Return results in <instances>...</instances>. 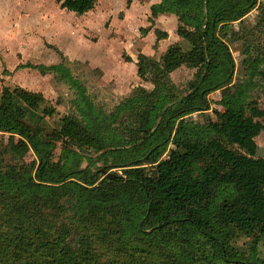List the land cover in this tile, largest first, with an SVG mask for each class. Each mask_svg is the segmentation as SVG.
Here are the masks:
<instances>
[{"label":"trees","instance_id":"1","mask_svg":"<svg viewBox=\"0 0 264 264\" xmlns=\"http://www.w3.org/2000/svg\"><path fill=\"white\" fill-rule=\"evenodd\" d=\"M59 1L77 12L95 3ZM253 8L264 35V0L152 3L151 15L170 12L183 21L177 34L198 35L182 56L194 77L183 89L175 85L170 73L179 62L167 49L159 60L137 54V75L152 87L136 85L111 111L81 87L78 116L63 118L55 134L83 148L110 149L94 157L62 146L55 159L56 140L43 138L21 116L23 106L35 109L44 97L17 88L27 98L14 100L13 91L3 90L0 264H161L164 257L155 253L161 248L173 252L175 264H264V156L255 141L264 132V109L250 96L254 85L264 90V36L254 45L245 37L253 68L237 82L224 39ZM155 34L156 41L167 36ZM217 90L222 111L215 120L194 121L192 113L208 109ZM54 111L49 105L42 115ZM173 137L180 153L168 148ZM15 139L29 149L16 148ZM245 236L246 246L234 244Z\"/></svg>","mask_w":264,"mask_h":264},{"label":"rangeland","instance_id":"2","mask_svg":"<svg viewBox=\"0 0 264 264\" xmlns=\"http://www.w3.org/2000/svg\"><path fill=\"white\" fill-rule=\"evenodd\" d=\"M33 1L35 2L30 17L25 14V10L28 9L27 0H0V3L4 9L9 10L13 17L19 16L22 27H32L31 34L36 36L37 41L41 44L43 41L38 35H35V32H38L40 28L37 23L41 22L43 14L59 19L60 15L56 11L57 8L61 14V22L59 23L61 28L60 52H57V47L50 46L47 42L45 45L48 49L56 52L58 55L57 62H61L57 63L58 67L55 69L41 70L30 67L28 72L22 76L27 75L23 80H11L9 91H13V94L8 97L14 100L18 97L21 101L27 98L25 91L15 89L16 85H21L29 89L31 93H39L44 97V101H41L35 109L29 107L26 101L27 106L21 108L23 111L21 116L43 138L56 140L55 159L58 158L62 146L90 157L110 150L104 146L97 150H91L75 144L68 138L57 139L55 130L60 127L63 118L78 116L76 105L80 101L81 87L84 88L87 98L93 100L96 105L103 107L107 112L113 110L116 104L127 98L136 85L141 84L150 89L152 84L140 79L137 75L134 62L138 51L141 50L159 60L160 54L170 49L179 62L170 76L180 89H183L187 82L194 77L195 68L187 66L182 56L192 45L199 43L196 40L198 35L190 33L181 36L177 34V27L183 26V21L179 20L173 13L163 12L154 17L151 16L149 5L158 0H130L128 5L126 0H95L96 6L93 7V12H88L92 8L83 12L62 8L59 0H29L32 5ZM131 6L132 8H130ZM127 8H130L131 11L128 19L124 20ZM256 15H258V9H251L241 20L233 23V28L224 37L235 62L232 82L246 79L247 72L253 68L251 63L246 62L247 56L243 51V43L245 37L246 42L251 45L262 42L264 35L255 26ZM88 17H90L89 20ZM140 27H146V30ZM154 28L163 29L169 34L155 45ZM100 35L104 39L97 42ZM93 41L96 42L95 45L90 44ZM47 48H45L44 53L43 48L40 49V58H48ZM45 64L51 66L52 62H45ZM259 67L264 70V63L260 64ZM250 96L256 100L261 109H264V90L260 86L254 85L250 90ZM209 97L211 100L210 107L192 113L191 117L194 121L215 120L217 112L222 111V106L217 102L221 97V90L212 92ZM1 98L3 97L1 96ZM49 105L53 106L55 111L51 115H42V109ZM175 139V137L172 138L168 148L174 153H180L182 151L181 144ZM255 141L259 147V154L264 156V132H260L255 137ZM14 142L16 148L22 145L23 148L29 149L28 145L22 144L18 139H15ZM31 158V152H27L25 159L30 160ZM110 171L121 173L117 169ZM249 241V237H239L234 241V244L246 246ZM262 243H260V249L261 255L264 257V238ZM155 253L159 258L164 257L161 264H175L174 260L170 259L173 257V252L170 249L161 248V250H155Z\"/></svg>","mask_w":264,"mask_h":264},{"label":"crops","instance_id":"3","mask_svg":"<svg viewBox=\"0 0 264 264\" xmlns=\"http://www.w3.org/2000/svg\"><path fill=\"white\" fill-rule=\"evenodd\" d=\"M27 1L28 2L26 5L28 9L25 10V14L27 17H30L32 16L31 10L32 7L34 6L35 1H33V5L32 3L29 2V0ZM158 1H155L153 3H156ZM150 5H149V9H150ZM95 6L96 5L94 4L93 7L95 8ZM93 7L91 10H88V12H93L92 11L94 10ZM130 8H132V6ZM130 8L126 9L124 20L126 18L128 19L129 12L131 11ZM56 11L60 15L59 19L45 16L43 14V18L41 19V22L37 23V26H39L40 28L38 29V32L37 31L35 32V35H38L40 40L43 41V44H41L39 41H37L36 36H33L31 34L33 28L30 26L22 27V25L19 22V16L15 15V17H13L10 14L9 10L4 9L2 4L0 3V92H1L0 98L1 96H3L4 89L6 88L10 89L9 85L11 84V80H16V79L23 80L27 75L24 77L22 76L28 72L27 70L30 69V67L35 69L36 68L41 69L40 68L41 66H47L45 62H52V65L61 62V61L57 62L58 55L56 54V52L54 50H51L50 48L48 49L45 45V42H47L50 46L57 47L58 48L57 52H60L59 49H61V43L59 37L61 36L60 35L61 28L59 27V23L61 22V14L57 10V8ZM150 15H151V11H150ZM89 18L90 17H88V20ZM140 28L146 30V27H140ZM162 31L165 30L162 29ZM154 33H155V28H154ZM168 35L169 34L167 33V36ZM100 39L103 40L104 37L102 36L101 38L100 35L97 42H99ZM160 39L163 40V38ZM160 39L156 41V34H155L154 45L158 41H160ZM95 43L96 42L93 41V43L91 42L90 44L95 45ZM41 48H43V53L45 51V48L48 49L49 52V56L47 58L48 60L39 57ZM138 53H144V52L140 50L138 51ZM137 54H136V60L134 62L135 66L137 61ZM16 88H21L23 90L30 91L29 89H26L21 85H16L15 89ZM0 100L2 101V98Z\"/></svg>","mask_w":264,"mask_h":264},{"label":"water","instance_id":"4","mask_svg":"<svg viewBox=\"0 0 264 264\" xmlns=\"http://www.w3.org/2000/svg\"><path fill=\"white\" fill-rule=\"evenodd\" d=\"M101 171H105L104 167H101ZM107 175L111 176V175H115V173L112 172H106Z\"/></svg>","mask_w":264,"mask_h":264}]
</instances>
